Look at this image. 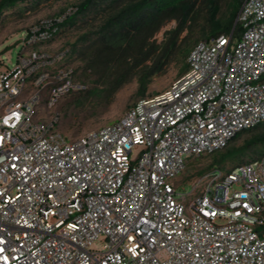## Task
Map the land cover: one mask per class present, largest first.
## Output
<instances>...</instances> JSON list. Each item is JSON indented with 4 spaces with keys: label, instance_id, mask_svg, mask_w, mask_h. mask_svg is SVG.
I'll return each instance as SVG.
<instances>
[{
    "label": "built area",
    "instance_id": "2783aa9c",
    "mask_svg": "<svg viewBox=\"0 0 264 264\" xmlns=\"http://www.w3.org/2000/svg\"><path fill=\"white\" fill-rule=\"evenodd\" d=\"M74 10L29 27L0 73V264H264V156L173 181L264 122V0H242L236 41H198L166 90L68 140L54 108L85 85L53 43Z\"/></svg>",
    "mask_w": 264,
    "mask_h": 264
},
{
    "label": "trees",
    "instance_id": "16d2710c",
    "mask_svg": "<svg viewBox=\"0 0 264 264\" xmlns=\"http://www.w3.org/2000/svg\"><path fill=\"white\" fill-rule=\"evenodd\" d=\"M23 1L25 0H0V16ZM241 2L242 0H78L61 8L47 18L57 17L69 7L75 9L57 25L55 35L63 34L73 27H83L82 32L72 41L66 40L58 50L67 49L64 62L74 65V72L85 88L65 94L54 111L58 114L57 107L64 98H67L63 105L65 109L71 106L82 107L91 98L108 99L131 79L136 84L133 94L135 100L125 111L136 101L161 93L147 94L151 79L161 74L173 58L180 62L174 80L188 71L185 59L198 42V39L190 40L192 33L201 35L203 40L200 41H209L230 33L232 41L238 39L241 26L235 22V17ZM198 19L202 21L200 24ZM169 20H175L176 27L167 31L162 41L156 43L152 40L153 35ZM183 30H186V35L179 40ZM54 36L52 40H55ZM44 99L45 95L40 101L41 107ZM59 120L58 114L53 129L61 133L58 130ZM263 156L264 122H261L236 133L223 149L200 156L208 157V164L184 175L190 159L198 157L187 158L181 174L188 180L199 179L213 171L225 176L236 166Z\"/></svg>",
    "mask_w": 264,
    "mask_h": 264
},
{
    "label": "rangeland",
    "instance_id": "374dc122",
    "mask_svg": "<svg viewBox=\"0 0 264 264\" xmlns=\"http://www.w3.org/2000/svg\"><path fill=\"white\" fill-rule=\"evenodd\" d=\"M76 1L78 0H25L18 2L12 9L4 11L0 16V73L5 70H10L14 66L19 52L24 48V38L26 30L29 27ZM197 22L200 24L202 21L198 19ZM176 24L175 20L164 22L153 35L152 40L160 43L163 35L176 27ZM82 28L73 27L67 32L60 34L54 41V46L57 48L66 40L72 41L76 35L84 30ZM185 35L186 30H183L179 35V40ZM196 39L200 41L203 40V37L198 33H192L190 40L193 41ZM179 68L180 62L178 59L173 58L161 74L151 79L147 87V94L162 92L167 89L170 82L176 77ZM135 87V81L131 79L108 99L91 98L82 107L71 106L65 109L63 105L66 103L67 98L62 99L57 107L60 117L58 130L68 139H75L87 131L98 129L113 122L135 100L133 96ZM135 155L134 150L131 156L135 157ZM208 162V157L190 159L188 164L186 163L188 166L186 165L187 168L184 169V175L206 166ZM199 179L193 178L188 180L183 174H180L173 181L176 183L175 185L178 191L183 190L187 193ZM204 184L205 180L202 179L199 186L192 191L191 197L198 195ZM190 200L191 198L186 199L187 202ZM102 244L103 239L99 236L90 245L88 250L93 253H99L102 251Z\"/></svg>",
    "mask_w": 264,
    "mask_h": 264
}]
</instances>
